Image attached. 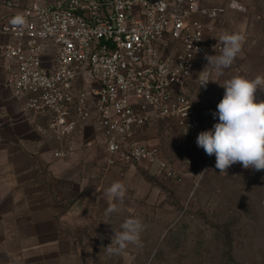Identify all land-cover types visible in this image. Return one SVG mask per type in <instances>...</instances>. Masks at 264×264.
<instances>
[{
	"label": "built area",
	"instance_id": "2783aa9c",
	"mask_svg": "<svg viewBox=\"0 0 264 264\" xmlns=\"http://www.w3.org/2000/svg\"><path fill=\"white\" fill-rule=\"evenodd\" d=\"M6 4L15 10L0 18L6 84L24 100L36 128L64 139L94 123L108 167L134 162L158 173L168 162L147 133L160 121L187 136L201 129L194 101L205 56L220 55L226 23L246 10L240 0Z\"/></svg>",
	"mask_w": 264,
	"mask_h": 264
},
{
	"label": "rangeland",
	"instance_id": "374dc122",
	"mask_svg": "<svg viewBox=\"0 0 264 264\" xmlns=\"http://www.w3.org/2000/svg\"><path fill=\"white\" fill-rule=\"evenodd\" d=\"M227 1L204 3L223 6ZM251 1L263 10L264 0ZM225 33L244 37L242 51L223 74L206 66L214 82L197 85L194 102L201 129L187 136L160 121L147 137L167 160L168 170L158 173L133 162L157 191L155 197L144 199L143 211L135 216L143 225L140 243L110 254L106 247L112 240L105 239L93 264H264V170L236 163L220 173L215 155H207L196 143L200 132L219 122L213 113L224 96L225 81L236 75H264V17L233 13ZM256 98L264 100V92L258 89ZM124 221H114L120 231Z\"/></svg>",
	"mask_w": 264,
	"mask_h": 264
},
{
	"label": "crops",
	"instance_id": "0c3cea01",
	"mask_svg": "<svg viewBox=\"0 0 264 264\" xmlns=\"http://www.w3.org/2000/svg\"><path fill=\"white\" fill-rule=\"evenodd\" d=\"M6 2L0 18L15 12ZM244 4L242 14L264 17V4L261 11ZM6 81L0 53V264H93L105 239L120 232L114 221L143 211L156 188L134 163L107 166L94 123L64 139L39 131ZM116 181L127 193L108 213L103 190Z\"/></svg>",
	"mask_w": 264,
	"mask_h": 264
},
{
	"label": "clouds",
	"instance_id": "9594fccd",
	"mask_svg": "<svg viewBox=\"0 0 264 264\" xmlns=\"http://www.w3.org/2000/svg\"><path fill=\"white\" fill-rule=\"evenodd\" d=\"M243 39L237 33L222 35L221 53L206 55L207 65H212L218 75L223 74V70L230 68L241 53ZM199 78L202 81L200 86L203 87L212 81L206 67L200 72ZM222 87L225 89L224 96L213 113L214 117L218 116L219 122L211 130L198 134V147L203 148L209 156L215 155V167L220 173H226L236 163L245 169L264 170V100L258 101L256 98L258 89L264 92V75H257L254 79L236 75L225 81ZM103 193L108 204L106 211L113 213L119 211L118 204L124 200L127 189L123 182L116 181ZM129 212L133 213V209L129 208ZM121 229L120 232L114 231L112 242L106 247L110 254H119L129 244L140 243L143 225L134 215L125 219Z\"/></svg>",
	"mask_w": 264,
	"mask_h": 264
}]
</instances>
